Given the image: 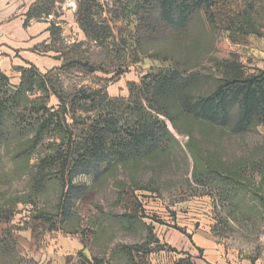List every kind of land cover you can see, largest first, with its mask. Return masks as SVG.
Segmentation results:
<instances>
[{
    "label": "rangeland",
    "instance_id": "obj_1",
    "mask_svg": "<svg viewBox=\"0 0 264 264\" xmlns=\"http://www.w3.org/2000/svg\"><path fill=\"white\" fill-rule=\"evenodd\" d=\"M83 1L45 0L51 17L33 20L54 22L51 41L38 48L61 60L40 73L47 86L36 78L16 87L19 75H1L8 80L0 82V264H36L18 252L16 236L27 230L42 239L76 237L90 246L95 264H197L207 260L203 251L173 246L168 232L181 239L185 231H210L222 264H264V125L237 133L186 118L179 88L186 84L185 93L198 99L240 69L264 70V0L218 1L194 14L186 30L144 0H97L104 11L97 20L107 19L116 35L108 47L77 21ZM139 87L154 98L160 113H153L176 142L70 184L63 140L97 117L98 110L86 111L97 100L92 95L129 98ZM154 87L166 94L156 96Z\"/></svg>",
    "mask_w": 264,
    "mask_h": 264
},
{
    "label": "trees",
    "instance_id": "obj_2",
    "mask_svg": "<svg viewBox=\"0 0 264 264\" xmlns=\"http://www.w3.org/2000/svg\"><path fill=\"white\" fill-rule=\"evenodd\" d=\"M44 1L38 0L30 8L26 15V24L30 20L51 15L50 7L43 5ZM96 1L84 0L79 3L77 21L87 37L97 45L113 46L116 44L114 29L107 19L97 20L96 16L102 15L104 11L101 4H96ZM144 1L158 11L160 10L164 19L176 21V27L181 28L182 26L181 29L186 30L194 14L211 8L221 0ZM1 75L4 74L0 71V82L8 80L7 77L2 78ZM46 77L37 70H26L21 84L16 87H25L29 82L35 85L36 78H39L40 84L44 83V86H47L48 81H44ZM188 79L189 77L186 81ZM186 86L185 84L179 87L184 109L182 114L186 118L191 117L192 120H200L206 124L223 126L237 133H245L257 125H264V70L257 74L245 75L240 69L237 74L228 75L223 85L214 89V94L198 99L191 92L185 93ZM144 88L139 87L140 92H132L129 98H114L102 91L92 95L97 100L93 101L95 105L92 109L86 111L98 110L97 117L92 119L91 123L85 127L86 129L82 130V134H72L68 130L70 136L63 140V144L67 145L68 149L63 156L62 166L64 174H68L70 184L79 175H92L99 178L112 165L127 160H140L158 151L170 150L176 138L168 129L167 124L153 113L156 111L159 114L160 111L154 104V98L145 99L149 95L142 93ZM154 89L156 96L161 97L166 94L165 90L164 94L162 93L160 87H154ZM57 96L62 102L65 100L59 94ZM14 101L16 104L15 97ZM5 102L6 100L0 98V130L4 127L6 117ZM235 106L238 108L237 111L234 110ZM63 113L67 114L66 109ZM236 117L238 120H234ZM170 120L176 128V119L172 117ZM37 140H39L38 137ZM58 158L61 159V157ZM106 165L107 168L104 170ZM46 166L42 167L40 173V185L48 176L43 169ZM74 186L73 184L70 186L68 193L75 188ZM0 244L5 243L0 241Z\"/></svg>",
    "mask_w": 264,
    "mask_h": 264
},
{
    "label": "crops",
    "instance_id": "obj_3",
    "mask_svg": "<svg viewBox=\"0 0 264 264\" xmlns=\"http://www.w3.org/2000/svg\"><path fill=\"white\" fill-rule=\"evenodd\" d=\"M37 1L0 0V71L8 76L19 75V84L16 86L21 84L24 71L34 69L46 74L48 70L58 67L61 61L56 55L42 56L38 50L42 43L48 44L51 41L54 22L42 19L30 20L26 24V15ZM250 33L255 34L256 31ZM182 233L187 237L181 236L179 239L176 231H169V237L172 236L170 244L176 247L179 243L191 254L192 248L203 251L207 260H198L197 264H217L215 260L223 263L221 250L219 251L216 241L212 239L210 231L209 234H192L186 231ZM53 234L55 236H45L42 239L43 235L32 230L19 233L16 236L19 241L18 252L21 256H28L36 264H95L88 244L76 237Z\"/></svg>",
    "mask_w": 264,
    "mask_h": 264
}]
</instances>
